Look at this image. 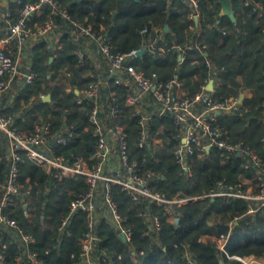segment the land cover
Wrapping results in <instances>:
<instances>
[{
    "label": "trees",
    "instance_id": "16d2710c",
    "mask_svg": "<svg viewBox=\"0 0 264 264\" xmlns=\"http://www.w3.org/2000/svg\"><path fill=\"white\" fill-rule=\"evenodd\" d=\"M58 1L72 18L101 26L115 49L120 51L142 45L145 36L140 32L142 27L164 28L166 24L168 29H163V39L158 43L169 49L156 56L143 53L135 59L137 67L146 73L155 71L161 79L170 77L178 67V77L185 89L193 93L206 83L209 68L205 60H210L215 66L214 97L220 99L245 93L241 113L221 114L218 123L227 130L229 140L244 141L264 159V144L260 141L264 134L261 106L264 102V19L257 17L245 0H231L235 20L220 12L218 0H199L198 24L194 19H188L190 8L184 0ZM252 1L264 3V0ZM195 38L200 42V48L189 46ZM64 39L59 54L52 59L45 43L34 46L32 65L37 72L34 83L19 89L12 99H9L10 95L6 96L0 114L10 116L12 124L21 131H30L34 124L44 121H50L55 131L64 127L65 120L68 126L73 124L74 134L58 152L88 155L94 144V135L90 129L84 128L88 105L85 102L77 104L74 92L65 90L70 82L78 88L83 86L85 80L81 71L84 67L75 64L71 54L72 43L67 34ZM178 46L186 50L182 60L178 59ZM67 63L71 64L72 71L67 82L61 83L48 76L50 69H58ZM40 93H49L50 100L44 101ZM119 93L122 105L121 89ZM31 95L34 99L26 105ZM64 108H69V112L64 113ZM127 121L128 128L134 126V121ZM161 122V119L155 118L153 128ZM134 137L131 132V157L136 158L140 166L159 174L155 187L167 197L203 194L220 179L227 183H254L252 171L243 169L241 158L235 154L226 159L212 148L202 157L193 156L189 173H186L172 158L170 147L173 139L164 141L149 155L146 148L133 144ZM3 141L0 132V155L4 151ZM22 156L19 162L20 191L25 195V206L17 204L7 211L35 238L30 248L37 252L41 264H73L77 259L79 237L85 228V215L78 211L70 217L64 229H59V225L61 218L68 213L72 192L85 188L84 180L82 177L58 180ZM5 173L6 165L0 162V179ZM113 194L119 211L132 227V236L128 245L106 222L100 223L101 246L111 255L109 264H190L189 261L194 264H220L219 258L222 264H243L234 255H253L264 260V206L247 212L243 199L206 196L175 206L174 217L170 218L162 207L154 203L145 200L135 203L120 190H114ZM145 209L161 221L156 239L144 234L147 224L140 212ZM176 216L177 223L174 221ZM229 230L231 234L224 242L227 256L217 243ZM2 237L6 242V261L16 264L14 257L19 248L6 232ZM129 246L136 252L134 260Z\"/></svg>",
    "mask_w": 264,
    "mask_h": 264
},
{
    "label": "built area",
    "instance_id": "2783aa9c",
    "mask_svg": "<svg viewBox=\"0 0 264 264\" xmlns=\"http://www.w3.org/2000/svg\"><path fill=\"white\" fill-rule=\"evenodd\" d=\"M184 1L190 8L188 19H194L198 24L199 0ZM245 4L257 17L264 19V3L245 0ZM163 29L161 26L142 27L140 32L145 35L142 45L120 51L115 49L101 26L72 18L67 9L60 7L58 0H11L0 7V110L6 96L10 95L9 99H12L19 89L34 83L37 76L32 65L34 46L45 43L52 59L59 54L67 34L75 64L84 67L81 76L85 83L78 88L70 82L65 90L74 92L77 104L85 102L88 105L84 128L90 129L94 135V144L88 155H65L58 149L73 136V124H65L62 129L53 131L50 121H44L34 124L30 131H21L12 124L10 116L0 114V132L4 140L0 162L6 165V173L0 179V264H8L3 232L20 250L14 257L16 264H41L37 252L30 248L35 238L7 211L17 204L25 206V195L20 191L19 162L22 155L58 180L67 177H82L84 180L85 188L72 192L68 213L61 218L59 225V229H64L70 217L78 211L85 215V228L79 237L77 259L73 264L110 263L111 255L101 246V222H106L124 243L130 245L132 227L118 209L114 190L125 192L135 203L139 200L154 203L162 207L170 218L174 217L175 206L206 196L243 199L247 212L264 206V159L244 141L229 140L227 130L218 123L221 114L241 113L238 100L243 92L219 99L205 83L190 93L178 77V67L165 79L159 78L155 71L146 73L137 67L135 59L140 55L136 53L141 47L144 48L143 53L153 56L169 49L158 43L163 39ZM191 42L190 47L200 48L197 38ZM178 48V59L182 60L186 50ZM205 63L209 74H214L215 66L211 61L206 59ZM70 65L67 63L58 69H50L48 76L65 83L72 76ZM120 89L123 92L122 105ZM39 95L43 99L46 93ZM33 99L31 95L26 105ZM261 106L264 113V102ZM63 112H69V108H64ZM155 118L162 122L153 128ZM127 120L134 121V126L128 128ZM131 132L135 136L133 144L146 148L149 155L164 141L173 139L170 147L172 158L186 173H189L193 156L202 157L212 148L226 159L235 154L241 158V167L252 171L254 183L244 185L220 179L203 194L167 197L155 187L159 174L140 166L137 159L131 157ZM260 141L264 144V134ZM140 213L144 214L147 224L144 234L156 239L161 228L159 217L146 209ZM26 216H29L27 212ZM230 234L231 230L217 243L227 256L224 242ZM129 251L134 260L136 252L130 246ZM185 256L188 258L187 253ZM233 257L243 264H264L253 255Z\"/></svg>",
    "mask_w": 264,
    "mask_h": 264
},
{
    "label": "water",
    "instance_id": "95a60500",
    "mask_svg": "<svg viewBox=\"0 0 264 264\" xmlns=\"http://www.w3.org/2000/svg\"><path fill=\"white\" fill-rule=\"evenodd\" d=\"M219 1V3H220V6H221V10H220V12L221 13H224V14H227L229 17H230V19H232V20H235V16H234V13H233V11H232V7H231V0H218ZM164 29L165 30H167L168 29V26L165 24L164 25ZM143 51H144V48L143 47H141L138 51H137V55H141L142 53H143ZM208 88L209 89H211L212 88V80L209 82V84H208ZM243 98H244V94L242 93V94H240L239 95V103H242V100H243ZM43 100L44 101H49L50 100V95H49V93H47L44 97H43ZM66 123H64V125H65ZM174 221H175V223H177V221H178V217L176 216L175 218H174ZM121 238L123 239V237L121 236ZM219 262H220V264H222V260H221V258H219Z\"/></svg>",
    "mask_w": 264,
    "mask_h": 264
},
{
    "label": "crops",
    "instance_id": "0c3cea01",
    "mask_svg": "<svg viewBox=\"0 0 264 264\" xmlns=\"http://www.w3.org/2000/svg\"><path fill=\"white\" fill-rule=\"evenodd\" d=\"M8 2H11V0H0V7H4ZM206 85H207V87H208V84H209V82L212 80V88L211 89H209V90H212L213 91V89H214V87H215V85H216V81H215V79H214V76H213V74L212 75H208V77L206 78ZM244 93V92H243ZM248 93V92H247ZM244 95H245V93H244ZM253 257H255L256 259H258V260H262V261H264L262 258H260V257H256V256H253Z\"/></svg>",
    "mask_w": 264,
    "mask_h": 264
},
{
    "label": "rangeland",
    "instance_id": "374dc122",
    "mask_svg": "<svg viewBox=\"0 0 264 264\" xmlns=\"http://www.w3.org/2000/svg\"><path fill=\"white\" fill-rule=\"evenodd\" d=\"M52 80H50V82H51Z\"/></svg>",
    "mask_w": 264,
    "mask_h": 264
}]
</instances>
